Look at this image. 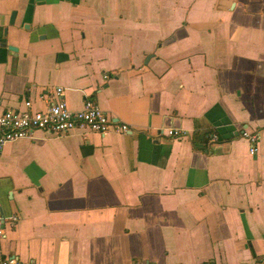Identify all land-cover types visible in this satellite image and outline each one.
<instances>
[{"label": "crops", "instance_id": "0c3cea01", "mask_svg": "<svg viewBox=\"0 0 264 264\" xmlns=\"http://www.w3.org/2000/svg\"><path fill=\"white\" fill-rule=\"evenodd\" d=\"M0 40L16 47L0 45V112L26 98L42 108V92L60 85L69 109L90 97L130 128L6 142L0 211L15 220L0 255L264 258V0H0ZM241 128L259 132L254 154Z\"/></svg>", "mask_w": 264, "mask_h": 264}, {"label": "built area", "instance_id": "2783aa9c", "mask_svg": "<svg viewBox=\"0 0 264 264\" xmlns=\"http://www.w3.org/2000/svg\"><path fill=\"white\" fill-rule=\"evenodd\" d=\"M104 76L106 77L107 74ZM41 95L45 101L42 108L33 109L30 99L26 98L22 100V107L7 108L0 112V151L6 142L30 138L36 131L62 136L74 129L98 134H105L109 131L126 133L130 130L126 123L111 119L93 98L85 97L78 110L69 109L63 99V88L60 85L44 90ZM155 134L156 136L180 138L184 132L176 128H160ZM209 136L215 139L214 134ZM239 136L246 141L248 153L254 154L257 149L259 132L241 128ZM6 220L12 223L15 216L5 218L0 211V238L4 236ZM0 264H35V262L24 263L15 256L0 255ZM258 264H264V258Z\"/></svg>", "mask_w": 264, "mask_h": 264}, {"label": "water", "instance_id": "95a60500", "mask_svg": "<svg viewBox=\"0 0 264 264\" xmlns=\"http://www.w3.org/2000/svg\"><path fill=\"white\" fill-rule=\"evenodd\" d=\"M13 16H14V11L11 10L10 15H9V18H8V22H9V23H12V21H13ZM3 32H5V28H4ZM0 45H4V46H6L8 49H11V50H16V47H15V46H13V45H11V44H7L6 42H4V40H0Z\"/></svg>", "mask_w": 264, "mask_h": 264}, {"label": "trees", "instance_id": "16d2710c", "mask_svg": "<svg viewBox=\"0 0 264 264\" xmlns=\"http://www.w3.org/2000/svg\"><path fill=\"white\" fill-rule=\"evenodd\" d=\"M208 135V133L206 134V133H203L202 134V136H203V138H207L206 136Z\"/></svg>", "mask_w": 264, "mask_h": 264}]
</instances>
